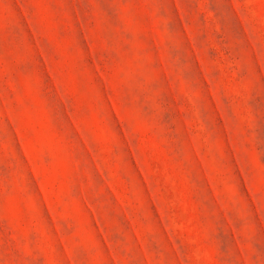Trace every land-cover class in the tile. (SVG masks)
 <instances>
[{
  "label": "rangeland",
  "instance_id": "obj_1",
  "mask_svg": "<svg viewBox=\"0 0 264 264\" xmlns=\"http://www.w3.org/2000/svg\"><path fill=\"white\" fill-rule=\"evenodd\" d=\"M0 264H264V0H0Z\"/></svg>",
  "mask_w": 264,
  "mask_h": 264
}]
</instances>
